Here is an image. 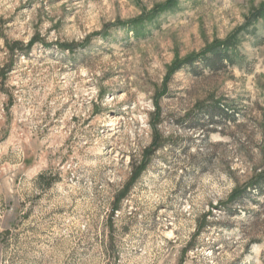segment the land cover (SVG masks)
<instances>
[{
    "label": "rangeland",
    "instance_id": "374dc122",
    "mask_svg": "<svg viewBox=\"0 0 264 264\" xmlns=\"http://www.w3.org/2000/svg\"><path fill=\"white\" fill-rule=\"evenodd\" d=\"M259 179L264 0H0V264H264Z\"/></svg>",
    "mask_w": 264,
    "mask_h": 264
},
{
    "label": "trees",
    "instance_id": "16d2710c",
    "mask_svg": "<svg viewBox=\"0 0 264 264\" xmlns=\"http://www.w3.org/2000/svg\"><path fill=\"white\" fill-rule=\"evenodd\" d=\"M261 14H263V11L261 12ZM230 49H224V50H221L220 52H213L211 54V58H208L204 61V63H208L211 62L213 59L217 61L218 64H224V63H227V62H232V52L230 53L229 52ZM198 63V61H193V60H190V61H187L186 63H184V65L180 66L179 68H182V67H187L189 68L190 70H193L194 69V66L195 64ZM146 167V162H143L140 167L137 168L136 172L134 173L135 175H133V178L136 179L138 178L140 172ZM262 180V179H261ZM260 179L253 185L255 186L253 189H257L259 191H263L264 189V181H261ZM248 197V193L246 191V188L245 189H237L235 191V193L233 194V197L231 198V201L233 202H236V200L238 201H244L246 198ZM120 201H121V197L120 198H117V202L115 203V206L113 208L114 212L116 210L119 209V204H120Z\"/></svg>",
    "mask_w": 264,
    "mask_h": 264
}]
</instances>
